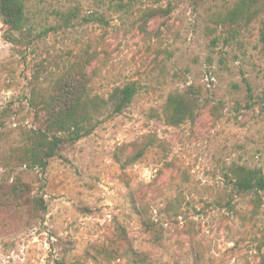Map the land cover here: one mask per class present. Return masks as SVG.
I'll return each mask as SVG.
<instances>
[{
	"label": "rangeland",
	"instance_id": "1",
	"mask_svg": "<svg viewBox=\"0 0 264 264\" xmlns=\"http://www.w3.org/2000/svg\"><path fill=\"white\" fill-rule=\"evenodd\" d=\"M238 1L24 0L23 47L0 19V264H132L95 256L118 225L151 264H264V192L237 194L225 177L233 164L264 174V13L229 23ZM86 52L93 95H137L46 170L26 168L44 120L32 90ZM185 91L196 120L167 125L169 95ZM150 139L121 170L115 153Z\"/></svg>",
	"mask_w": 264,
	"mask_h": 264
},
{
	"label": "trees",
	"instance_id": "2",
	"mask_svg": "<svg viewBox=\"0 0 264 264\" xmlns=\"http://www.w3.org/2000/svg\"><path fill=\"white\" fill-rule=\"evenodd\" d=\"M225 17L232 24L249 23L264 13V0H239ZM0 19L6 27L5 37L15 46H28L30 33L26 29L24 0H0ZM264 46V33L262 36ZM89 53L69 64L67 69L51 85L47 93L33 89L29 105L37 116L44 119L42 127L33 131L27 144L21 149L19 160L26 168L46 170L50 159L58 156L65 146H71L90 135L100 124L101 118L122 114L138 93L134 84L116 88L109 97L90 92L92 81ZM198 100L188 91L169 95L164 120L167 125L180 126L195 121L198 116ZM154 143L135 145V151L125 154L122 149L115 153L121 170L141 160ZM225 177L237 194L264 192V174L260 169L233 164ZM95 256L109 261L125 259L132 264H151L148 255L138 250L122 225L116 226L111 237L94 248ZM96 257V258H97ZM69 264H85L75 261Z\"/></svg>",
	"mask_w": 264,
	"mask_h": 264
}]
</instances>
